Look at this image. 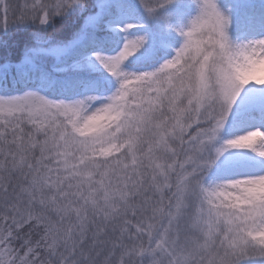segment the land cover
Here are the masks:
<instances>
[{
    "label": "snow or ice",
    "instance_id": "6c2138e0",
    "mask_svg": "<svg viewBox=\"0 0 264 264\" xmlns=\"http://www.w3.org/2000/svg\"><path fill=\"white\" fill-rule=\"evenodd\" d=\"M0 264H264V0H0Z\"/></svg>",
    "mask_w": 264,
    "mask_h": 264
}]
</instances>
